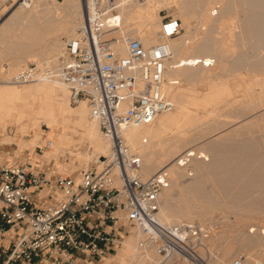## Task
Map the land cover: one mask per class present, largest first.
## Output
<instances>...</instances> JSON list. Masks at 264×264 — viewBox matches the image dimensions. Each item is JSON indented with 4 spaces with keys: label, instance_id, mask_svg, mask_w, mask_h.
<instances>
[{
    "label": "built area",
    "instance_id": "1",
    "mask_svg": "<svg viewBox=\"0 0 264 264\" xmlns=\"http://www.w3.org/2000/svg\"><path fill=\"white\" fill-rule=\"evenodd\" d=\"M38 1L0 0V20ZM146 1L86 0L87 17L64 41L56 66L31 62L0 79L12 86H64L73 106L88 105L110 143L108 155L77 178L60 173L50 178L49 169L17 163L0 144V264H101L132 233L141 252L154 250L166 264H207V255L212 262L206 226L166 224L159 217L162 196L172 184L170 168L145 178L143 159L125 136L129 128L151 126L175 108L162 93L169 82L166 62L172 59L165 42L181 34V20L162 10L159 43L150 47L123 31V10ZM215 64L211 59L199 65ZM202 159L196 149L186 150L173 166L189 180ZM224 264L264 262L240 255Z\"/></svg>",
    "mask_w": 264,
    "mask_h": 264
},
{
    "label": "rangeland",
    "instance_id": "2",
    "mask_svg": "<svg viewBox=\"0 0 264 264\" xmlns=\"http://www.w3.org/2000/svg\"><path fill=\"white\" fill-rule=\"evenodd\" d=\"M191 1L193 2V0L179 1L177 10H179V5L186 4L184 7L181 5L180 9L183 8V10H179V12H189L191 14V11H196V17L194 16V20H191L192 24L190 28L179 17H176L181 20L182 27L181 34L174 39H177L178 42L180 41V44L181 42L183 44V39H186L185 41L187 42L185 43L189 41V47L195 41L196 46L194 44L193 46H195L194 48L197 47L195 49L196 53L197 49H200L199 47L203 50L200 49L198 53L208 51L206 53L207 55L201 58L209 56V60H216V64L211 67L213 71L211 68L199 65L197 68H189L191 73L188 71V75L191 74L190 76L194 77L201 75V79L203 77L202 74L204 75L206 70L208 72L212 71L214 75L217 69H219L218 64H220V69L215 73V76L212 75V72H206L207 75L209 74L217 78L214 82H216V85L217 83L223 85L222 88L225 89L226 94L216 108L210 107L206 110L207 112H200L202 110L201 108L198 111L195 110L197 107L194 109L193 106H190L191 112H193V109L194 112L198 111L197 114L193 112V115L196 117L200 116L201 122L198 125L191 124V122L188 123L190 126L188 124L187 126L185 125V133L188 136L190 135L191 143L180 154L186 150L196 149L199 153L204 152L210 156V161L208 162L205 159L198 161L200 163H198L199 165L196 163L194 169L200 165L202 168L200 167V169H197L198 171L196 170L195 177L189 180L184 178L187 185L191 183L194 186L199 181L198 184L202 187L198 185L200 192L186 193L183 198L181 197V202L179 199L177 202L179 206L186 208L188 212L191 209L189 215L190 213L193 215V221L184 222L199 224L208 228L207 243L213 253L212 262L209 256H206L205 261L207 264H217V261L213 262L215 257L219 255L218 259H220L225 252L226 246L230 245L234 246V249L231 257H226L224 262L240 255L264 262V9L261 7L260 1L252 4L251 0H195L193 3ZM196 2H199V5H193ZM78 4L80 2L76 0L75 3L73 0H39L31 16L39 18L45 25L49 23L50 26L54 24L55 27V25L57 26L59 23L70 19L71 13L76 10ZM200 4L202 8L199 7ZM163 10L166 11V14L173 16L170 9L169 11L167 9ZM215 11L218 14L213 15ZM161 15L163 16V14ZM4 18L0 21V24L3 23ZM203 19L207 20V23ZM136 23L137 21L130 24V26L128 25L129 27H126L128 28L127 31L129 30L128 32L137 34L135 32L139 24ZM18 33L20 34V32ZM59 34V37H57V45L59 46L60 55L56 61L57 63L63 53L64 41L69 37L66 33ZM19 37H11L6 42L5 53L0 59L4 71L9 69V61L7 60L14 56V52L16 54L20 45H23L22 43L26 42L25 36L23 37L20 34ZM155 37H157L155 41L153 38L151 39L152 43L148 42L147 44L145 43L150 39L146 40L144 38L143 40L146 41L144 45L150 47L158 44V34ZM181 38L183 39L181 40ZM200 42L201 45L199 46L198 43ZM42 44V47L39 46L37 50L46 46L44 43ZM202 44L204 45L202 46ZM171 45L175 47V44L173 45L171 43ZM217 46L218 50L222 51V54H217ZM191 51L193 55L196 54H194L193 49ZM56 62L53 66L57 64ZM216 65L218 66L216 67ZM5 73L7 74V72ZM0 79L4 80L3 78ZM200 79L197 81L198 84L196 82L197 88L195 87L196 90L199 87V92L193 89L195 84L188 85L189 83L185 80L180 81V85L182 86L184 85L183 83H186L184 85L185 88L189 86V88L194 90V94L200 97L206 94L201 92L202 90L207 93L211 90L210 83L212 87V82ZM204 82L205 85L203 84ZM179 86L177 85L176 87ZM73 107L76 108L77 106ZM201 113L204 114V117ZM62 127L64 129L67 128L65 124ZM17 131L16 128L8 126L7 136L9 139H14L17 142L20 141L21 136H19ZM74 132L77 133L78 130L76 129ZM39 133L42 139L31 150H24L25 148L19 150L18 145L13 143V141L10 144L4 143L1 145L3 146V150L14 154L17 163H31L33 166H39L43 169L47 168L45 170L49 169L48 176L50 178L52 177L51 174L58 173L77 178L81 171L91 170L95 166L94 161L101 156L99 155L91 161H80V156L77 157V153H89V144L82 140L77 145L78 147L74 145L66 146V150L62 151L60 155L49 163L46 159L45 152L50 151L51 148H46V144L48 141H51V145L53 144L54 136L59 133V130H51L46 125H42ZM3 137L5 135L0 136V140ZM80 138L77 137V139ZM24 139L29 138L24 137ZM103 139L106 142V139ZM213 146L221 147L223 150L219 156L214 155L216 158L209 152ZM17 150L18 156L15 153ZM72 154L74 155L73 164L70 159ZM173 162L169 165V168L173 165ZM228 165L231 166L228 167ZM67 166H70L69 170H73L71 173L66 172ZM226 168H229V170H226ZM228 174H232L233 178L228 177ZM173 187L174 184H172L170 189ZM43 194L46 193L44 192ZM166 194L164 193L163 197ZM163 197L162 202L164 201ZM203 208H207L211 213L208 220L204 221V224L197 217V212L199 215L200 212L203 213L205 211V209L202 211ZM255 229L256 232H254ZM128 240H130V237H127L123 241V245L119 248L117 254L108 257L101 264H142L144 255L141 256L139 250L133 256H128L124 253ZM159 264L166 263L160 259Z\"/></svg>",
    "mask_w": 264,
    "mask_h": 264
},
{
    "label": "bare ground",
    "instance_id": "3",
    "mask_svg": "<svg viewBox=\"0 0 264 264\" xmlns=\"http://www.w3.org/2000/svg\"><path fill=\"white\" fill-rule=\"evenodd\" d=\"M73 1L75 3V0ZM76 1L80 2V4H78L76 10L71 13L70 19L59 23V25L57 26L55 25V27L54 24L53 26H50L48 23V26L47 24L45 25L44 23H42L39 18L32 17L31 13L34 12L35 7L31 9L15 8L16 10H11L13 12L9 11L7 13L8 15L6 14L7 16L5 15V18L3 17L4 21L0 24V59L5 53L4 49L9 38H20L19 36L21 34V36H25L26 42L22 43L23 45H20V47L17 49L16 54L14 52V56L7 60L9 61V64L7 63L9 66V69L7 71L3 70V66L0 63V78L4 79L9 75L17 73L31 62H47L53 65L57 61L60 55L59 46L57 45V37H59L58 34L66 33L67 35H69L68 38H71L75 35L76 30L87 17L86 0ZM179 1L181 0H147L144 3L132 4L126 7L123 10V18L125 23L123 30L124 33H131L133 34V36L138 37L142 42L144 41V38H146V40L150 39L147 42L144 41L143 43L146 42L145 44L151 42V39L153 38L155 41L157 38L155 36H157V34L161 30V22L163 16L160 15V12L163 9H167L168 11L170 9L174 17H179L183 21V23L188 28H190L192 24L191 20H194V18L196 17V11H191V14H189V12H179V10H183V8L180 9L182 4L179 5V10H177L178 4L180 3ZM257 1H260L261 7H263L264 9V0H251V3L253 4ZM193 2H195V0H193ZM184 5L186 6V4H183L182 6L184 7ZM193 5H199V2H196ZM199 7H201V4ZM209 10L212 11L211 8H209ZM176 11L179 12V14H177ZM205 14H203V16ZM214 14L215 13H213V15ZM136 21V24H139L138 28L136 27L135 33L137 34L128 32L129 30L127 31L128 28L126 27L128 25L130 26V24H133ZM203 21L206 22L207 20L203 19ZM13 31H16L17 33L20 32V34H17ZM182 39L183 38H181V40ZM183 40V44L182 42L180 44V41L178 42L177 39L174 38L169 39L165 42L167 50H169L172 54V59L166 62V74L169 82L178 81L180 85V81L185 80L189 83L188 85L195 84L193 88L195 89L198 84L197 81H199L201 75L198 76L196 74L197 77L190 76L191 74L188 75V73L190 72L189 68H197L200 63L203 64L204 61H209V56L201 58L202 56L207 55L206 53L208 51H204L205 53L201 51L203 53L202 55V53H198V51L201 49V47H199L200 49H197L196 53L195 49L197 47L194 48L196 46V42H193L195 46H193L192 44V46L189 47V41L188 43H185L187 42L185 41L186 39ZM191 41H193V39H191ZM42 43H44V45L46 46H44V48H40V50H37L39 46L42 47ZM171 43L173 45L175 44V47H173ZM177 43L179 44L177 45ZM204 44H202V46ZM198 45L200 46L201 42L198 43ZM191 49H193L194 54L196 53L195 55L191 53ZM216 51L217 54H222V51L218 50V46L216 47ZM197 54H200L201 56ZM218 65L220 69V64ZM218 65H216V67ZM219 69H217V71L215 70V73H217ZM206 71L204 73L207 75L208 71ZM5 72H7L8 74H6ZM215 73L213 75L212 72V75L215 76ZM204 75L202 74V80L212 82V87L210 83L211 90L208 89L210 90L208 91V93L202 90L201 92H204L206 94L198 97L196 96V94H194V90L189 88L188 85V87L185 88L184 85L186 83L182 82L184 85L173 87L169 82H167L163 86L162 93L169 96L171 101L174 103V110L170 113L162 114L151 126L139 128L133 127L129 128L126 131L125 136L130 146L143 159V164L145 166L143 169V174L145 178L151 177V175H154L164 168H169V165L173 162V159L175 160V158L180 155L181 151L189 146V143H191V138L190 135L188 136L185 133V125L187 126V124L190 122L191 124L193 123L198 125V123L201 122V117L199 115V117L193 115L195 107H197L195 110L199 111V108H201L203 111L201 110L200 112L204 113L208 108H216L221 103L223 97L226 94L225 89L222 88L223 85H220L218 83L216 85V82H214V80H217L216 77H213L209 74L207 76ZM199 84L201 83L199 82ZM203 84L205 85V82ZM197 90L196 92H199V87ZM190 106H193V112H191L192 110ZM198 111H195L194 113L197 114ZM201 115L203 116L204 114L201 113ZM64 124L67 126L66 129L62 127V125ZM42 125H46L51 130H59V133L54 136V142L50 146L51 150L45 152L46 159L49 163L52 162V160L55 159L58 155H60L62 151H65L66 146H77L80 142H82V140L89 144V153H77V157L80 156V161H91L92 159H96L99 155H108L110 151V143L107 140L106 142H104V136L102 135L98 123L90 117L88 105L86 103H81L76 108H74L71 105L68 90L64 86L55 83L41 82L34 83L33 85L31 84L17 87L0 81V136L5 135V137L0 140V144H10L11 141H13V143H16L18 145L19 150L21 148H25L24 150H31V148L40 143L42 139V136L39 133L41 131ZM8 126L16 128L18 130L17 132L19 136H21L20 141L17 142L14 139H9V137L7 136ZM188 126L190 125L188 124ZM76 129L78 130L77 133L74 132V130ZM24 137H28L29 139H24ZM77 137L81 138L77 139ZM89 148H91V150H89ZM209 152L213 154V156H219L220 153L223 152V150L221 149V147L213 146L211 150H209ZM15 153L18 156V150ZM199 154H201V157L206 161H210V156H208L204 152ZM216 156L214 157L216 158ZM73 158L74 155L72 154V156H70L72 164L74 161ZM198 163L200 162H197V164ZM230 166L231 165H228V167ZM195 167L196 166H194V168ZM200 167L201 165L198 168L200 169ZM198 168L194 169L195 172ZM69 169L70 166H67L66 172L71 173L73 170ZM227 169L229 170V168H226V170ZM170 171L172 184H174V187L172 189L169 188L164 192L165 194L167 192V194L165 197L162 196L164 201L161 205L159 217L161 221L166 224H180L184 221H193V215L191 213L190 215L192 217L189 215L191 209L188 212L186 208L179 206L177 201L178 199L180 201L181 197L183 198L186 193L200 192L201 186L200 184H198L199 181L195 185L192 183L194 186H192L191 183L190 185L189 183L187 185L184 181L185 173L183 170L178 169L172 165L170 166ZM228 175V177L233 178L232 174V176L230 174ZM204 209L205 208H203L202 211H204ZM207 210L208 209L206 208L205 211L203 213L200 212L201 214L199 213V215L197 212V217L200 219V221H203V224L204 221L208 220L209 215H211L210 211ZM254 232H256V229ZM128 237H130V240L126 242L124 253L128 256L136 255V252H138L139 250L137 245L138 235L136 233H132ZM233 249L234 246L232 245L226 246L225 252L218 260L217 264H224V259L226 257H231ZM140 253L141 256L144 255L142 264H159L160 258L154 250H150L147 252L140 251Z\"/></svg>",
    "mask_w": 264,
    "mask_h": 264
}]
</instances>
